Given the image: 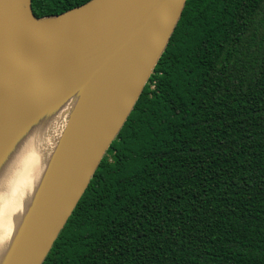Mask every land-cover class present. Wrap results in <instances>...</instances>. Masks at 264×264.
Here are the masks:
<instances>
[{"label": "trees", "instance_id": "1", "mask_svg": "<svg viewBox=\"0 0 264 264\" xmlns=\"http://www.w3.org/2000/svg\"><path fill=\"white\" fill-rule=\"evenodd\" d=\"M42 264H264V0H186Z\"/></svg>", "mask_w": 264, "mask_h": 264}, {"label": "water", "instance_id": "2", "mask_svg": "<svg viewBox=\"0 0 264 264\" xmlns=\"http://www.w3.org/2000/svg\"><path fill=\"white\" fill-rule=\"evenodd\" d=\"M186 0H88L62 13L0 18V143L20 121L77 92L36 208L11 264H42L132 109ZM146 55L147 71L118 124L99 128L126 72Z\"/></svg>", "mask_w": 264, "mask_h": 264}, {"label": "bare ground", "instance_id": "3", "mask_svg": "<svg viewBox=\"0 0 264 264\" xmlns=\"http://www.w3.org/2000/svg\"><path fill=\"white\" fill-rule=\"evenodd\" d=\"M0 18L26 19L22 0H0ZM146 60L141 56L127 70L115 106L99 128L101 136L115 128L129 107L147 71ZM76 96L73 92L45 104L0 143V264H11L28 227Z\"/></svg>", "mask_w": 264, "mask_h": 264}, {"label": "rangeland", "instance_id": "4", "mask_svg": "<svg viewBox=\"0 0 264 264\" xmlns=\"http://www.w3.org/2000/svg\"><path fill=\"white\" fill-rule=\"evenodd\" d=\"M18 213H19V214H18ZM18 213L16 214V217H17V215H20V212H18ZM16 217H15V218H16Z\"/></svg>", "mask_w": 264, "mask_h": 264}]
</instances>
